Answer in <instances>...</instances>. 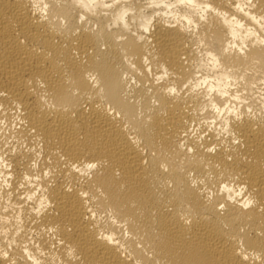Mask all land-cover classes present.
I'll return each instance as SVG.
<instances>
[{
  "label": "bare ground",
  "instance_id": "obj_1",
  "mask_svg": "<svg viewBox=\"0 0 264 264\" xmlns=\"http://www.w3.org/2000/svg\"><path fill=\"white\" fill-rule=\"evenodd\" d=\"M0 264H264V0H0Z\"/></svg>",
  "mask_w": 264,
  "mask_h": 264
},
{
  "label": "rangeland",
  "instance_id": "obj_2",
  "mask_svg": "<svg viewBox=\"0 0 264 264\" xmlns=\"http://www.w3.org/2000/svg\"><path fill=\"white\" fill-rule=\"evenodd\" d=\"M204 69H205V67H204V68L202 69V71H200V72H201V73L204 72Z\"/></svg>",
  "mask_w": 264,
  "mask_h": 264
}]
</instances>
